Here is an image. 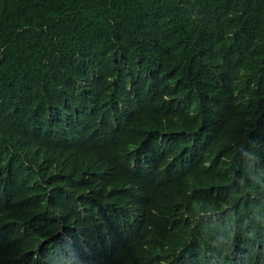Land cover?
<instances>
[{
  "label": "trees",
  "instance_id": "1",
  "mask_svg": "<svg viewBox=\"0 0 264 264\" xmlns=\"http://www.w3.org/2000/svg\"><path fill=\"white\" fill-rule=\"evenodd\" d=\"M89 105L93 171L59 138ZM260 216L264 0H0V264H264Z\"/></svg>",
  "mask_w": 264,
  "mask_h": 264
},
{
  "label": "clouds",
  "instance_id": "2",
  "mask_svg": "<svg viewBox=\"0 0 264 264\" xmlns=\"http://www.w3.org/2000/svg\"><path fill=\"white\" fill-rule=\"evenodd\" d=\"M180 100L183 104L182 110L191 109L195 104V99L192 97L183 98ZM61 117L64 119L81 118V122H82L83 126H91L92 136H91V139L89 142L79 140V138L76 134L77 128L71 122H65L67 125L62 128V131L60 133L59 138L63 142H65L66 144H69V145L75 144V145L81 146V149L67 148L66 151L69 153H72V155H74V153L77 150H81L80 159L85 160V162H86V154L88 153L90 163L92 166V171H93L92 158L97 151L102 149L101 147H98L95 144H97L100 141V139L107 136V133L109 130V127L105 123L106 120L101 118V117H98L90 105L83 108V109H78L75 113L66 112ZM150 135H152L151 132H150ZM156 141L158 142L159 145H161L162 142H165L164 147H166V142H167V143L174 144L178 147L186 149L180 142H178L176 140L171 141V140L161 138L160 134L158 132H157V135L154 137V142H156ZM90 144H93V145H90ZM86 146H87V149L85 148ZM112 149H113V145H112ZM140 151H141V149H140ZM155 151L159 156H161L159 150H155ZM243 156H244V151H242L239 158L235 160L237 162V164L242 161ZM188 161H190L189 158L182 156L177 162L172 163L171 167L174 169H179L181 171L180 175H182L183 169L187 168L189 165V164H187ZM91 176H92V173H91ZM243 196L246 197V190L243 191ZM257 209L259 210L258 214H260L261 209L260 208H257ZM174 216H175V220L173 223L178 222L177 224H185L186 225L188 220L190 222H192L193 227H190V230L192 228L195 229L200 222L204 223V224L209 223L206 227H203L201 229V234H200L201 238L206 240V241H208V239L211 237L212 234L214 235L218 231V228L220 227L219 225L223 224V222L218 217L215 216L214 212L212 210H209V209H199L196 212L187 210L186 212H184V208H183L181 210L176 211ZM260 220H264V216H260V217L255 218L253 220V222L258 223ZM212 224H215L217 226L216 230L211 231L209 226H211ZM254 240H255V234L253 232H250L248 234V243H247V247L245 249L250 248L252 246ZM193 241H194V235L188 234L183 249H186V251H187V249L192 246ZM195 247L196 246H192V249H194ZM83 249L87 250L86 247H83ZM36 250L39 254H44L48 251L47 247H45V246L37 248ZM255 250L264 257V228L262 229V233L256 241ZM188 255L193 256L194 254H192V252L191 253L188 252ZM74 257L77 258L76 253H74ZM209 264H227V263L210 262Z\"/></svg>",
  "mask_w": 264,
  "mask_h": 264
},
{
  "label": "bare ground",
  "instance_id": "3",
  "mask_svg": "<svg viewBox=\"0 0 264 264\" xmlns=\"http://www.w3.org/2000/svg\"><path fill=\"white\" fill-rule=\"evenodd\" d=\"M254 215V214H253Z\"/></svg>",
  "mask_w": 264,
  "mask_h": 264
}]
</instances>
